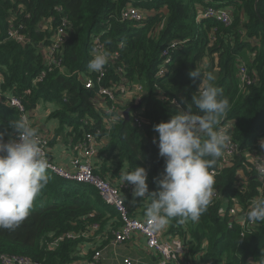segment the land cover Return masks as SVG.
I'll return each mask as SVG.
<instances>
[{
  "label": "trees",
  "instance_id": "1",
  "mask_svg": "<svg viewBox=\"0 0 264 264\" xmlns=\"http://www.w3.org/2000/svg\"><path fill=\"white\" fill-rule=\"evenodd\" d=\"M209 5L227 9L232 22L224 25L212 18H199ZM130 6L143 13L141 21L121 19V12ZM63 17L69 25L58 52L61 63L59 67L49 66L44 47L50 44ZM10 26L24 36L22 41L8 35ZM95 35L110 54H116L108 63L104 83L118 95L124 86H142L145 108L141 126L133 125L132 118L124 119L120 114L124 105L118 99V117L106 128L102 119L109 114L94 101V90L83 86ZM169 44L171 62L166 75L156 78L161 51ZM243 62L255 79L249 86L238 81V68ZM193 69L201 72L202 80L211 73V83L228 99L229 110L219 127L230 125L228 132L239 144L240 153L214 177L213 190L220 198L211 199L196 222L171 219L170 231L183 240L184 257L204 264H263L264 222L256 223L254 232L241 236L240 225L233 222L229 227L230 217L219 209L223 199L230 205L237 200L243 209L248 208L264 186V179L250 169L247 156L264 152L259 143L264 138V0H0V77L4 93L0 97V128L10 133L9 121L22 119L5 102L8 95L18 96L28 113L41 100L57 104L51 116L59 119L60 126L71 128L74 140L81 137V118L88 115L95 120L94 127L108 129L107 143L100 153L106 158L116 153V177L123 164L128 170L142 166L148 173L150 191L158 190L153 178L160 179L164 171V160L158 155L157 143H153V138H158L153 125L168 120L179 109L170 103L172 97L185 109L198 111L191 101L199 84V79L188 75ZM42 71L45 75L39 80ZM54 140L52 137L51 144ZM218 160L210 168H216ZM240 168L247 173L243 182L237 177ZM95 172L106 176L107 167L103 164ZM46 174L49 182L35 198L28 218L14 229H0V252L27 256L36 264L83 260V238L64 237L58 242L55 238L68 231L89 230L95 222L100 229L94 235L105 230L107 224L117 227L116 213L94 187ZM146 199L150 202L151 197ZM92 253L88 250L87 257Z\"/></svg>",
  "mask_w": 264,
  "mask_h": 264
},
{
  "label": "clouds",
  "instance_id": "2",
  "mask_svg": "<svg viewBox=\"0 0 264 264\" xmlns=\"http://www.w3.org/2000/svg\"><path fill=\"white\" fill-rule=\"evenodd\" d=\"M110 58L107 48H93L87 68L99 72ZM188 75L193 80L199 79L197 93L191 97L198 111L179 108L168 120L153 125L158 133L153 143H157L158 155L164 160L162 178H153L158 190H149L148 173L142 166L131 170L123 168L119 173L120 184L131 185L134 198L151 197L145 217L154 232L163 229L173 218L181 223L196 222L207 210L215 183L209 168L222 156L228 139L225 130L219 127L229 110L228 99L211 83L214 80L211 73L206 80L201 79L199 70H190ZM8 128L10 133L0 128L2 230L14 229L28 218L35 198L50 179L46 174L48 161L39 146L38 130L26 119L11 120ZM259 143L264 149V138ZM259 175L264 178V168ZM244 215L252 224L264 222V197L250 201Z\"/></svg>",
  "mask_w": 264,
  "mask_h": 264
},
{
  "label": "built area",
  "instance_id": "3",
  "mask_svg": "<svg viewBox=\"0 0 264 264\" xmlns=\"http://www.w3.org/2000/svg\"><path fill=\"white\" fill-rule=\"evenodd\" d=\"M200 17L212 18L224 25H229L232 22L231 15L227 9L213 5H209L203 9L202 13L199 14V18ZM143 18V13L136 7L130 6L121 12L122 20L141 21ZM68 25V19L63 17L51 38L50 44L47 47H44L46 61L49 66H60L61 59L58 57V52L64 41V34ZM8 35L18 41H22L24 39V36L20 35L14 26H10ZM92 41L93 45L91 51L93 48H105V45L99 36H93ZM175 43L177 42H173L171 44L174 45ZM171 44L165 46L161 51L162 62L155 73L156 78H163L166 75V66L171 62V56L169 54V46ZM110 56V60H112L115 58L116 54H110ZM107 73L108 64H106L99 72L89 71V73L84 76L83 86L88 90H94L96 96L94 101L100 102L99 104L103 106L109 114L108 117H104L102 119L103 124L106 128H110V124L118 117L116 114L118 94H116L114 89H111L104 83ZM44 75L45 72L42 71L38 79H42ZM237 76L238 81L242 86H249L255 81V79L249 74L247 67L243 64L238 68ZM142 90L143 88L139 84L133 85L132 87L124 86L122 87L120 94L128 100V104L125 105L123 104L124 101L123 103L121 102V104L124 105V108L121 110L120 114L123 115V111L128 106L138 105L137 108H134L129 112V120L132 118L133 125L137 126H141L142 124L143 120L141 116L145 108L143 102L141 101ZM0 97H4L1 77ZM164 98V96L161 97V99ZM105 99L111 101V104L107 105ZM4 100L10 107H13L19 112L22 119H26L30 123V114L26 111L23 101L18 96L8 95L5 96ZM170 103L177 108L187 110L175 97L170 99ZM80 123L82 135L76 140H74L71 135V147L73 149V154L70 157L69 162L65 165L55 162L50 155L52 135L38 133L39 146L41 147L42 152L46 155L48 161L46 172L54 174L65 181L84 183L94 187L105 204L115 211L117 218L114 220L117 221L118 226L114 227V224L112 223L110 225L107 224L105 230L94 235V233L100 229L99 223L95 222L90 225L89 230H80L77 232L68 231L55 238V242H58L64 237L67 239L83 238V243L85 246H88V249L84 254L86 257L83 258V260L73 261V263L69 264H140V258L134 257L131 253L121 254L119 251V249L121 250L125 248L129 242H132L136 235H139L143 239L144 249L150 257L155 258L154 264H204L197 259L184 257V242L179 235L170 231L169 223L163 229L154 232L148 227L145 214L140 216L136 214L135 210L132 211L128 204V200L131 197L134 198L132 196L131 185H121L120 182H112L106 176L95 172V163L99 160L100 155H102L100 150L107 143L106 138L108 133L106 131L108 129L103 131L101 127H94L95 120L88 115L82 117ZM229 127V124L220 127L225 130V135L228 139L223 148V154L217 162L216 168H209V173L214 177L219 170L231 163V160L236 154L240 153L239 144L232 139L231 134L228 132ZM109 159L117 166L116 162L118 158L116 153L110 156ZM249 162H251V166H249L250 169H253L257 176L262 178L259 175V171L264 168V152L251 155L249 157ZM123 168H128V165L123 164L121 169ZM263 193L264 186L261 187L259 197H261ZM138 198L140 197H135L134 199ZM219 198L220 194L213 190L212 199L215 200ZM219 210L222 215L227 214L230 217L231 222L229 223V227H232L233 222L240 225L241 236L245 233L254 232L258 226L257 224H252L246 220L244 214L248 208L243 209L237 200L230 205L228 199H223ZM88 239H90V241H88ZM83 243L80 245L81 252ZM88 250H92L93 253L87 257ZM0 264L36 263H34L27 256L0 252Z\"/></svg>",
  "mask_w": 264,
  "mask_h": 264
},
{
  "label": "crops",
  "instance_id": "4",
  "mask_svg": "<svg viewBox=\"0 0 264 264\" xmlns=\"http://www.w3.org/2000/svg\"><path fill=\"white\" fill-rule=\"evenodd\" d=\"M118 99L124 105L128 104V100L118 95ZM57 104L53 102H43L42 100L38 103V106L33 110V114L30 112V124L38 130L40 134H51L52 137L56 138L51 144V157L55 162L61 164H67L72 156L73 149L71 147L72 136L69 132L71 128L66 126H60L59 119L51 116V112L56 107ZM143 115V114H142ZM251 156V155H247ZM104 159V161H103ZM107 167L106 177L112 182H119V177L113 173L114 169L117 167L109 158H106L104 155H100L99 160L95 163V167L99 168L102 165ZM121 170V169H120ZM119 170V173H120ZM242 181V180H241ZM243 182V181H242ZM135 200V203H133ZM149 200L143 199H134L130 198L128 204L131 207L132 211H136L137 215L142 216L145 214V209L148 206ZM135 214V215H136ZM88 246L82 245V254H85ZM119 251L124 254L131 253L134 257L140 258V264H154L155 258H151L147 251L144 249L143 239L136 235L135 239L132 242H129L127 246ZM118 258V257H117ZM119 259V258H118Z\"/></svg>",
  "mask_w": 264,
  "mask_h": 264
},
{
  "label": "rangeland",
  "instance_id": "5",
  "mask_svg": "<svg viewBox=\"0 0 264 264\" xmlns=\"http://www.w3.org/2000/svg\"><path fill=\"white\" fill-rule=\"evenodd\" d=\"M245 55H246V52H244L242 58H245ZM243 65H245V62H243ZM31 113L33 114V112H31ZM103 161H104V159H103ZM246 176H247V173L245 172V170L243 168L238 169V171H237V177L240 180L244 181L245 178H246Z\"/></svg>",
  "mask_w": 264,
  "mask_h": 264
},
{
  "label": "water",
  "instance_id": "6",
  "mask_svg": "<svg viewBox=\"0 0 264 264\" xmlns=\"http://www.w3.org/2000/svg\"><path fill=\"white\" fill-rule=\"evenodd\" d=\"M138 105H131V106H128L124 111H123V116H124V119L125 120H129V112L134 109V108H137Z\"/></svg>",
  "mask_w": 264,
  "mask_h": 264
}]
</instances>
